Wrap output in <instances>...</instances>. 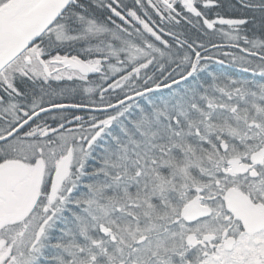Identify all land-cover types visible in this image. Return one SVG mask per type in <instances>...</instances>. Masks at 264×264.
Segmentation results:
<instances>
[{"label":"snow or ice","instance_id":"1","mask_svg":"<svg viewBox=\"0 0 264 264\" xmlns=\"http://www.w3.org/2000/svg\"><path fill=\"white\" fill-rule=\"evenodd\" d=\"M0 264H264V0H0Z\"/></svg>","mask_w":264,"mask_h":264}]
</instances>
